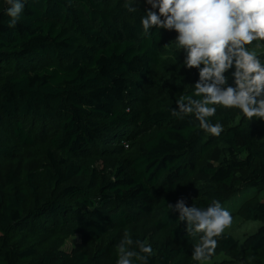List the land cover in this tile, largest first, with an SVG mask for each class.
Returning <instances> with one entry per match:
<instances>
[{
    "label": "trees",
    "instance_id": "obj_1",
    "mask_svg": "<svg viewBox=\"0 0 264 264\" xmlns=\"http://www.w3.org/2000/svg\"><path fill=\"white\" fill-rule=\"evenodd\" d=\"M22 2L10 27L0 0V264H117L125 233L152 247L148 264H202V234L187 235L168 204L223 207L244 189L232 220L262 224L216 237L210 259L264 264V120L213 105V136L194 114H171L198 98L199 69L174 30L144 32L145 0ZM247 47L264 63V41Z\"/></svg>",
    "mask_w": 264,
    "mask_h": 264
},
{
    "label": "clouds",
    "instance_id": "obj_2",
    "mask_svg": "<svg viewBox=\"0 0 264 264\" xmlns=\"http://www.w3.org/2000/svg\"><path fill=\"white\" fill-rule=\"evenodd\" d=\"M151 5L141 19L145 33L152 27L174 30L175 42L186 52L184 65L188 69H199L195 83V97L181 96L173 116L194 114L199 127L213 136L223 131L220 123H211L208 118L216 113L213 105L238 108L252 120H264V63L255 50L247 46L254 41H264V0H145ZM10 6L7 15L9 26H15L23 11L22 0H7ZM128 12L137 8L128 6ZM163 17V19H162ZM259 46V45H257ZM203 65V67H201ZM232 73L235 87L227 84L225 73ZM170 210L179 213V221L186 222V233L190 236L202 234L195 244L193 259L209 260L217 247L216 237L231 226L232 216L213 199L207 208L186 206L183 198ZM135 244V249L131 246ZM138 249V250H136ZM117 264H133V258L148 264L153 249L145 241L131 239L125 233L118 246Z\"/></svg>",
    "mask_w": 264,
    "mask_h": 264
},
{
    "label": "rangeland",
    "instance_id": "obj_3",
    "mask_svg": "<svg viewBox=\"0 0 264 264\" xmlns=\"http://www.w3.org/2000/svg\"><path fill=\"white\" fill-rule=\"evenodd\" d=\"M252 50H254V49H252ZM255 51L257 52V49H255ZM100 165L103 166L104 164L100 163ZM252 191H253V189L242 190L238 195L234 196L229 201H227L223 205V208H225L229 211H234V209L236 207H238L243 202V200H245V198L250 196ZM261 224H262V222H260V221H249L246 223H241L240 221H238V219H234V220H232L231 226L228 227L227 229H225L224 232L231 233L235 237L243 239L246 234H249V233L257 230V228H259V226ZM79 243H81V242H80V239L78 236L72 237L67 241L65 248L67 250H70L71 247L76 246ZM222 257H223V255H219L214 259H209V260L200 261V262L202 264H214L218 259H221Z\"/></svg>",
    "mask_w": 264,
    "mask_h": 264
}]
</instances>
